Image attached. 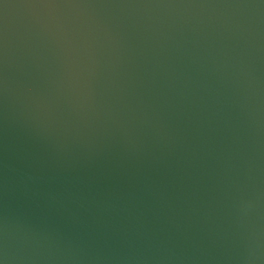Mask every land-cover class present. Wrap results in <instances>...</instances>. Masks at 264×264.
Here are the masks:
<instances>
[{
    "label": "water",
    "instance_id": "water-1",
    "mask_svg": "<svg viewBox=\"0 0 264 264\" xmlns=\"http://www.w3.org/2000/svg\"><path fill=\"white\" fill-rule=\"evenodd\" d=\"M0 264H264V0H0Z\"/></svg>",
    "mask_w": 264,
    "mask_h": 264
}]
</instances>
